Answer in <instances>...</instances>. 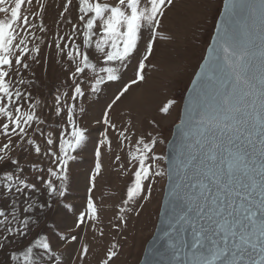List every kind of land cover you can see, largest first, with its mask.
Segmentation results:
<instances>
[{
  "label": "snow or ice",
  "instance_id": "snow-or-ice-1",
  "mask_svg": "<svg viewBox=\"0 0 264 264\" xmlns=\"http://www.w3.org/2000/svg\"><path fill=\"white\" fill-rule=\"evenodd\" d=\"M36 2V12L28 14L25 5L33 0H0V165L7 166L0 170V198L9 201L0 207V251L28 234L30 215L39 203L34 193L42 188L48 194L40 208L51 209L54 198L65 197L69 164L89 139V128L82 122L84 104L112 85L118 87L95 121L103 130L94 149L85 210L71 230L56 236L58 246L48 232L38 233L23 248L8 253V264H62V251L73 243L80 245L75 264H83L90 245L80 232L98 230L92 193L103 167L102 150L111 151L110 133L127 146L128 167L121 169L132 176L117 206L114 229L126 227L127 213L135 210L130 205L151 198L155 178H168L160 246L150 250L167 258L146 259L145 264H264V0H225L229 22L217 25L192 81L194 95L185 104L174 159L155 152L163 141L150 134L133 143L135 133L129 126L118 127L110 115L133 86L146 80L157 39H170L160 27L174 0H64L58 25L65 30L55 33L53 44L66 78L50 106L56 127L47 131V119L40 114L44 103L28 91L23 75L40 62L38 41L43 37L37 32H47L46 3ZM145 31L150 34L146 49L134 78L125 82L123 74ZM175 103L169 99L159 111L167 114ZM21 152L47 158L49 166L32 162L26 174ZM160 161H167V169ZM118 248L113 242L98 264H111Z\"/></svg>",
  "mask_w": 264,
  "mask_h": 264
},
{
  "label": "rangeland",
  "instance_id": "rangeland-1",
  "mask_svg": "<svg viewBox=\"0 0 264 264\" xmlns=\"http://www.w3.org/2000/svg\"><path fill=\"white\" fill-rule=\"evenodd\" d=\"M224 1L174 0L173 5L167 9L160 31L170 39H157L153 54L147 61L149 66L145 70L146 80L133 86L110 114L118 127L129 126L131 132L135 133L132 137L133 143L140 135L147 138L150 134L158 141H163V143H157L155 152L166 156L167 144L172 136L173 127L180 120L186 91L206 55ZM43 2L46 3L43 20L47 32H37V35L43 37L41 41H38L41 48L38 57L40 62L32 63L31 68L23 75L30 85L28 91L34 98L44 103L40 114L47 119L45 126L47 131L56 127L50 106L57 89L63 90L62 85L66 78L65 69L57 62L59 57L53 40L56 32L62 33L65 29L63 25H58L59 12L62 10L64 0H43ZM37 7L36 0H33L31 6L25 5L28 14L35 13ZM3 16L4 14H0V18ZM149 38L150 34L145 31L139 44V51L123 74L125 82L134 78L137 60L144 53ZM116 87L118 85H112L100 97H89L84 104L87 111L82 117V122L89 128V139L76 151V159L69 164L70 178L65 197L58 200L54 198L51 209L40 208L39 204L48 201V194L42 188L34 193V198L39 203L30 215L31 223L28 234L23 237L17 236L9 242L7 248L0 251V264H8V253L12 249L23 248L41 232H48L54 246H58L56 236L61 232L71 230L78 213L85 210L89 177L95 164L94 149L99 133L103 130L102 126L95 124V121L101 118L103 106ZM160 87L162 90L159 94L158 88ZM155 94L158 99L155 104L160 106L159 109L169 99L175 100L176 103L167 114L158 109L154 114L155 120L151 119L152 117L149 120L141 103L144 95L152 98ZM144 118L145 120L142 121ZM129 120L131 125H128ZM110 136L111 151L107 148L102 150L103 167L97 176L96 186L92 193L99 212L98 230L80 232L82 241L90 245V253L83 264H98L113 242H118L119 248L117 257L111 264H139L146 244L156 228L167 175L155 178L150 199L139 200L137 204L130 205L135 210L127 213L126 227L119 230L114 229L112 224L117 222L114 219L118 211L117 206L124 198L132 176L130 172L128 175L122 174L121 169V165L128 167L127 146H122L114 133H110ZM116 155L121 156L119 162L115 160ZM20 160L22 167L26 169V174L31 170L32 162L44 168L49 166L47 158H36L29 152H21ZM159 163L166 169V161ZM5 167L7 166L0 165V170ZM20 200L22 205L23 196ZM8 203V199L0 198V207H7ZM68 204L72 205L71 209L67 207ZM100 230L103 231V235ZM79 246V243H73L62 251V264H75Z\"/></svg>",
  "mask_w": 264,
  "mask_h": 264
},
{
  "label": "water",
  "instance_id": "water-1",
  "mask_svg": "<svg viewBox=\"0 0 264 264\" xmlns=\"http://www.w3.org/2000/svg\"><path fill=\"white\" fill-rule=\"evenodd\" d=\"M221 22H229L228 21V16L226 15L225 1L223 3V7H222V10H221V13H220V15L218 17V20H217V23H216L214 34H213L211 42H210V44H209V46H208V48L206 50V55L205 56L208 55V49L213 44V38L216 36L217 25L220 24ZM203 62H204V59L202 60L201 64ZM198 71H200V66H199L197 72ZM195 79H196V74L194 75L192 81L195 80ZM192 81H191V83H190V85H189V87H188V89L186 91L185 97H184L180 120L174 125L172 136H171V138H170V140H169V142L167 144L166 157H168L169 159H174L176 157L177 151H178V148H179V145H180V132H179V129H180L181 121L184 119L185 104L189 100V97L194 95V93H192V91H191L193 89V87H194ZM167 167H168V164H167V161H166V169H167ZM167 194H168V178L166 180L164 195H163V198H162L161 208H160L159 217H158V221H157V224H156V228H155L154 234L152 235V237L147 242L145 250H144V253H143V256H142V259L140 260L139 264H145V260L146 259H157V260H159V259H166L167 258V257H165L163 255H155L153 251H150V250L157 249L160 246V241L157 239V237L159 235H162V233H161V228H162L161 214H162V212H163V210L165 208V197L167 196Z\"/></svg>",
  "mask_w": 264,
  "mask_h": 264
},
{
  "label": "bare ground",
  "instance_id": "bare-ground-1",
  "mask_svg": "<svg viewBox=\"0 0 264 264\" xmlns=\"http://www.w3.org/2000/svg\"><path fill=\"white\" fill-rule=\"evenodd\" d=\"M164 89V88H163ZM161 90H162V88L160 87V88H158V93L160 94V92H161ZM141 95V94H140ZM140 98V97H139ZM141 99V98H140ZM158 101V99H157V94H155V95H153V97L151 98V97H149V96H145L144 95V97H143V102L141 103V105H142V108H143V111L145 112V114L147 113V116L149 117V120H150V118L151 119H153V120H155V117H154V114H155V112H157L158 111V109H159V107L160 106H158V104H155L156 102ZM140 103V102H139ZM140 105V106H141ZM139 107V106H138ZM141 110V109H140ZM142 111V112H143ZM147 116H146V118H147ZM154 117V118H153ZM145 120V118L142 120V121H144Z\"/></svg>",
  "mask_w": 264,
  "mask_h": 264
}]
</instances>
